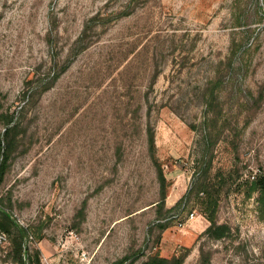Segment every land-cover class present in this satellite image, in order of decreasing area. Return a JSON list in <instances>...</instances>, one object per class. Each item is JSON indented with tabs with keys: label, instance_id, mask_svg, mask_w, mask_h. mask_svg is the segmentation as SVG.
<instances>
[{
	"label": "rangeland",
	"instance_id": "374dc122",
	"mask_svg": "<svg viewBox=\"0 0 264 264\" xmlns=\"http://www.w3.org/2000/svg\"><path fill=\"white\" fill-rule=\"evenodd\" d=\"M6 155L0 208L42 264H264L236 190L264 175V0H0Z\"/></svg>",
	"mask_w": 264,
	"mask_h": 264
},
{
	"label": "trees",
	"instance_id": "16d2710c",
	"mask_svg": "<svg viewBox=\"0 0 264 264\" xmlns=\"http://www.w3.org/2000/svg\"><path fill=\"white\" fill-rule=\"evenodd\" d=\"M10 130L11 129L8 128L7 135L9 134ZM149 138L151 145L153 146L154 133L152 131L149 133ZM7 158L8 155H6L3 161L0 162V184L3 181L6 172ZM155 163L158 169V177L161 183L162 192V200L157 204H161L162 202H164L167 195L168 184L166 182V176L163 172V169L161 168V165L158 163L157 159H155ZM204 188L205 187L203 185L199 187V192L204 191ZM236 190L242 192L246 198H251L254 196V194H256V200L261 211V217L264 218V175L258 174L247 183V186L245 188L242 189L241 186H238ZM185 197L186 194H184L179 199L178 203L173 208L171 207L169 210L175 209L176 206H179L185 199ZM211 203L209 202L208 205L211 206ZM209 219L211 221V225L207 228L206 232L215 238H221L225 236V234L228 232V226L225 224L218 225L213 216H210ZM21 229L22 228L19 227L12 219L10 212L0 208V231H3L7 235L11 250L15 255L17 262H19L20 264H25L26 253L30 264H42L40 258V250L36 249L34 251L33 249H30L25 245L24 233H22ZM25 231H27V229H25ZM184 258V255H174L172 257H166L159 253H156L150 255L146 260L143 261L142 264H183L185 260Z\"/></svg>",
	"mask_w": 264,
	"mask_h": 264
},
{
	"label": "built area",
	"instance_id": "2783aa9c",
	"mask_svg": "<svg viewBox=\"0 0 264 264\" xmlns=\"http://www.w3.org/2000/svg\"><path fill=\"white\" fill-rule=\"evenodd\" d=\"M193 219H195V213H191V215L188 216V218H187L188 221L193 220ZM179 225H180V227H183L185 225V222L181 221V222H179Z\"/></svg>",
	"mask_w": 264,
	"mask_h": 264
}]
</instances>
